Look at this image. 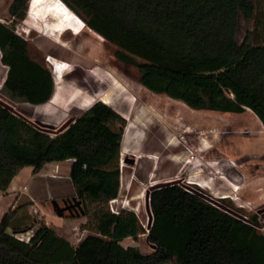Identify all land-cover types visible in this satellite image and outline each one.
Wrapping results in <instances>:
<instances>
[{
    "label": "trees",
    "instance_id": "trees-1",
    "mask_svg": "<svg viewBox=\"0 0 264 264\" xmlns=\"http://www.w3.org/2000/svg\"><path fill=\"white\" fill-rule=\"evenodd\" d=\"M29 1L13 0L10 14L23 18ZM61 1L117 47L115 57L138 70L147 90L194 111L250 110L264 126V45L251 44L249 36L241 43L236 39L240 13L247 20L255 16L254 0ZM0 51L8 67L2 83L6 96L35 107L51 100L54 84L46 64L2 22ZM107 96L55 137L0 105V191L6 192L25 167L38 174L48 164L72 161L75 196L95 232L74 247L41 224L26 242L16 236L36 221L28 204L15 206L0 223V264H264V233L256 213L243 221L182 184L151 192L149 231L132 210L112 213L109 203L121 189L125 119ZM143 234L156 246L152 253L121 245Z\"/></svg>",
    "mask_w": 264,
    "mask_h": 264
},
{
    "label": "rangeland",
    "instance_id": "rangeland-1",
    "mask_svg": "<svg viewBox=\"0 0 264 264\" xmlns=\"http://www.w3.org/2000/svg\"><path fill=\"white\" fill-rule=\"evenodd\" d=\"M12 2L0 0V22L14 28L26 42L31 56L46 64L54 90L51 100L42 107L11 100L2 92L7 69L2 65L0 51V99L55 137L70 119L78 118L93 104L104 102L100 98L108 95L109 105L125 119L119 156L124 188L118 200L120 205L124 203L130 209H137L147 231L146 196L137 197L136 194H141V180L150 174L153 177L178 174L176 180L180 184L194 188L199 187L190 183L207 187L203 180H212L227 188L230 199L235 202L230 199L231 202H223L216 196L224 193L213 194L205 189L218 201L246 216L258 209L264 217V134L252 111L246 110L243 114L200 112L164 95H156L140 84L139 72L134 66L115 57L117 47L89 29L63 1L31 0L23 18L10 14ZM254 2L253 19L247 20L242 13L239 15L236 39L241 43L249 36L251 44L264 45V0ZM114 84L123 92L116 90ZM135 100L139 103L130 107ZM141 102L149 104L172 130L148 112ZM87 103L90 105L86 107ZM127 159H134L135 163H126ZM68 167L70 163L63 164L66 173ZM131 176L134 182L128 192L126 181ZM58 187L73 193L65 202L76 197L69 183L63 181ZM53 200L64 206L62 199L54 197ZM3 204L1 200L0 207ZM23 204L29 205L28 212L36 221L34 230L20 236L24 240L41 224L54 229L74 247L88 235L95 234L89 216H72L65 212L59 217L50 199L40 203L45 207V214L38 207H32V202L21 200L16 206ZM122 246L137 247L144 254L153 252L147 234L137 241L127 239Z\"/></svg>",
    "mask_w": 264,
    "mask_h": 264
},
{
    "label": "crops",
    "instance_id": "crops-1",
    "mask_svg": "<svg viewBox=\"0 0 264 264\" xmlns=\"http://www.w3.org/2000/svg\"><path fill=\"white\" fill-rule=\"evenodd\" d=\"M5 67H7V66H5ZM138 103H139V101L135 100L131 103L130 107L133 108ZM141 103L148 110V112H150L154 117H156L159 121H161L169 129L172 130V128L169 126V124L166 122V120L162 116L158 115L155 112V110H153V108H151L149 106V104H146L145 102H141ZM255 117L257 118L258 122H260V126H261L260 131L264 134V126H263L262 122L259 120V118L256 115H255ZM65 163H70V166H71L72 161L48 164L38 174H34V169L32 167L23 168L21 170V172L12 180L8 190L6 192L0 191V201L2 200V202H4V204L0 207V223L4 217L3 215L5 213H7V211H9L11 208H14L19 203V201H21V200H23V202H25V203L26 202L34 203L32 205V207H35V208L38 207L39 209H41V212L44 214H45V212H44L45 207L40 203H42V202L44 203L45 200L50 199V200L54 201L53 198L56 197L58 200L62 199L65 202L67 197H69V195L73 194L71 192L68 193L67 191H64L58 187V185L59 184L61 185L63 181L66 183H69L71 186H73L72 182L70 180V168L68 167L67 173H66V170L65 171L63 170L64 169L63 164H65ZM218 174H219V172H218ZM122 175H123V173H122ZM177 176H178V174L173 175V176L172 175H165V176H161V177H153V175L150 174L147 178H145L144 180H141L143 190H142L140 195L136 194V196L137 197L138 196L142 197L144 195L146 196L147 190L152 185L175 181ZM263 179H264V177H263ZM133 182H134L133 176H131V178L126 181V188H127L128 192L132 188ZM203 182H205L207 184V187H204L207 191H210L213 194H215L217 192H222V193H224V195H218L216 197L223 200V202H231V201H229L230 197L228 195L229 192H228L227 188L224 189V188L220 187L217 183H215L212 180L207 181V179H204ZM54 185H56V188ZM123 188H124V181H123V177L121 176L120 193L122 192ZM236 190H234V191H236ZM120 193H119V196H120ZM119 196H118V198H119ZM230 200H232L233 203L235 202V201H233V199H230ZM125 207H126V209L132 210L134 212H136V210H137V209L132 208V207H131V209H130V207L129 208L127 206H125ZM32 230H34V228H32L30 231H32ZM21 235H23V234H21ZM21 235H17L16 237L23 240V241L28 242L29 239L34 235V233L31 236H29L26 240L22 239L20 237ZM128 239H131V238H128ZM122 243H121V245H122Z\"/></svg>",
    "mask_w": 264,
    "mask_h": 264
},
{
    "label": "water",
    "instance_id": "water-1",
    "mask_svg": "<svg viewBox=\"0 0 264 264\" xmlns=\"http://www.w3.org/2000/svg\"><path fill=\"white\" fill-rule=\"evenodd\" d=\"M31 1V0H30ZM29 1V2H30ZM84 25V24H83ZM83 25H80V27H83ZM65 41V40H64ZM65 43V42H64ZM0 105H2L4 108H6L7 110H9L10 112L14 113L15 115L19 116V117H22L24 118L25 120H27L28 122L32 123L33 125H35L37 128L43 130L45 132V129L41 128L39 125H37V123L27 119L23 114L17 112L15 110V108L2 101L0 99ZM77 118H74V119H70L67 123H65L63 125V127L59 130V132H57V134H60L61 132H63L70 124H72ZM126 163H130V164H133L135 163V160L134 159H127L125 161ZM172 182H176V183H179V180H175V181H172ZM172 182H167V183H159V184H155V185H152L148 190H147V193H146V205H147V213L149 215V222H148V231L151 229L152 225H153V221H154V217H153V213L151 211V207H150V194L153 190L155 189H158V188H162L164 187L165 185L169 184V183H172ZM184 187L192 192V193H195L197 194L198 196L202 197L204 200L208 201L209 203L217 206L218 208L230 213L231 215L243 220V221H248V219L241 213H239L238 211H235L233 210L232 208H230L229 206L221 203L220 201H218L215 197H213L212 195H210L209 193H207L205 190L203 189H200V188H194L192 186H189V185H184ZM65 206L61 207L60 204L57 202V201H53V208H54V211L55 213L59 216V217H63L65 212H69L72 216H83L85 215V211L83 209V206H82V202L80 200H78L76 197H74L71 201L69 202H64ZM147 240H148V237H147ZM151 247L153 248V250H156V246L155 245H151Z\"/></svg>",
    "mask_w": 264,
    "mask_h": 264
},
{
    "label": "built area",
    "instance_id": "built-area-1",
    "mask_svg": "<svg viewBox=\"0 0 264 264\" xmlns=\"http://www.w3.org/2000/svg\"><path fill=\"white\" fill-rule=\"evenodd\" d=\"M190 184L195 185V186H198L200 189L205 190V188L202 185H200V184H194V183H190ZM109 206H110V210L114 214H119L121 210L126 209V207H125L126 205L124 203H122L120 205V202H119L118 198L111 200L110 203H109ZM240 207L243 208L242 205ZM254 212L258 215L259 225L257 226V228L261 232L264 233V217H263L262 213L258 209H256ZM244 216L248 219V217L246 215H244Z\"/></svg>",
    "mask_w": 264,
    "mask_h": 264
},
{
    "label": "snow or ice",
    "instance_id": "snow-or-ice-1",
    "mask_svg": "<svg viewBox=\"0 0 264 264\" xmlns=\"http://www.w3.org/2000/svg\"><path fill=\"white\" fill-rule=\"evenodd\" d=\"M34 2H38V0H34Z\"/></svg>",
    "mask_w": 264,
    "mask_h": 264
},
{
    "label": "flooded vegetation",
    "instance_id": "flooded-vegetation-1",
    "mask_svg": "<svg viewBox=\"0 0 264 264\" xmlns=\"http://www.w3.org/2000/svg\"><path fill=\"white\" fill-rule=\"evenodd\" d=\"M67 202H69V201H67ZM64 206H65V204H64Z\"/></svg>",
    "mask_w": 264,
    "mask_h": 264
},
{
    "label": "bare ground",
    "instance_id": "bare-ground-1",
    "mask_svg": "<svg viewBox=\"0 0 264 264\" xmlns=\"http://www.w3.org/2000/svg\"><path fill=\"white\" fill-rule=\"evenodd\" d=\"M207 144V143H206Z\"/></svg>",
    "mask_w": 264,
    "mask_h": 264
}]
</instances>
